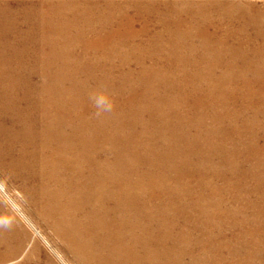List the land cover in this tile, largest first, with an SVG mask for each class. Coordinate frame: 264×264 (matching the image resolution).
I'll return each mask as SVG.
<instances>
[{
  "label": "rangeland",
  "instance_id": "rangeland-1",
  "mask_svg": "<svg viewBox=\"0 0 264 264\" xmlns=\"http://www.w3.org/2000/svg\"><path fill=\"white\" fill-rule=\"evenodd\" d=\"M106 1L109 2H100L103 4ZM115 1L119 3L120 0ZM121 1L120 9H117L119 11L110 7L105 9V13L113 16L117 11L115 15L120 14L121 17L131 14L129 17L133 18L137 32L133 41H142L140 49L132 48L135 42L131 43L130 48L127 41L126 53L121 58L112 55L106 57V54L96 49L98 51L91 54L70 53L62 55L63 59L50 61L52 70L58 73L55 88L75 90L79 96L75 97V101L71 94L72 99L61 105L63 116L69 113L75 117L78 114L83 121V132L79 130L73 136L74 150L84 153L89 167H114L115 172L109 173L108 180L120 185L126 194L129 192L139 205L137 207L153 220L154 243L159 246L156 241H162L163 237L166 242L162 241V244L167 243V249L177 252L185 264H264V58L250 51V43L242 35L239 36L241 40L229 36L224 42L227 47L240 44L249 49L243 52L248 56H234L220 51V45L218 49L205 47L194 35L186 40L180 39L176 37L175 27L170 25V29L166 30L167 25L158 20L159 16L161 18L164 15L155 17L159 10L165 12L164 3L171 10L176 9L173 12L203 16L201 11L199 13L196 10V3L209 1L210 23L205 25L211 30L214 21L209 15L214 14L215 19L219 18L214 11L217 10L216 0H155L154 5H150L147 0ZM238 3L243 9L251 5L252 13L260 10L264 14V0H238ZM42 7L45 30L50 32L53 27L48 20H52L53 11L59 8L49 3ZM128 7L132 9L128 10ZM231 10L230 13L235 15ZM222 22V30H226L228 24L232 33L238 32L242 23ZM20 28V32L27 30L22 24ZM0 30V35L8 30L4 22L0 24ZM152 35L154 38H151ZM17 42V45L26 43L20 39ZM48 49L44 50L45 53L42 51L40 56L47 61L50 58L54 60L52 57L55 56L49 55ZM21 56L27 57H18ZM74 61L88 64L80 68L72 65ZM35 76V80L39 81L38 75ZM141 77L146 82L139 80ZM144 95H147V102L143 100ZM179 120H182L181 124ZM2 148L0 233L7 239L0 245V257L8 256L22 240L24 248L16 260L6 259L0 264H15L25 259H29L30 264H47V259L52 264H85L74 256L71 246H67L69 242L53 232L51 222L40 210L45 201L41 185L44 183L47 188H52V182L42 177L40 171L33 181L26 179L25 175L21 177L7 167L9 158ZM36 248L37 254L33 253Z\"/></svg>",
  "mask_w": 264,
  "mask_h": 264
},
{
  "label": "bare ground",
  "instance_id": "bare-ground-1",
  "mask_svg": "<svg viewBox=\"0 0 264 264\" xmlns=\"http://www.w3.org/2000/svg\"><path fill=\"white\" fill-rule=\"evenodd\" d=\"M100 1L101 0H0V24L4 22V24L8 28L7 31L3 32V34L0 35V148H4V154L8 156H6L7 158H9L7 167H10L13 171L19 173L21 177L25 175L26 179H36L35 175H38L37 172L40 171L39 173H41L42 177H46V179L50 181V183L52 182V188H50L49 186L47 188L46 185L42 183V196L44 194L45 201L43 202V204H41L42 208H39H41L40 210H42V213L44 214L43 216H45L51 222L53 232L59 234V236L65 238L69 242V245L67 246H71V248L73 249L71 251L74 256L79 258L83 263L185 264L183 260L179 258V255L176 254L177 252L174 253L172 250H170V248L167 249V243L162 244V241H165L163 237L162 241L160 239L156 241L157 243H159V246L154 243L156 237L154 235L155 223L152 222L153 220L147 214L146 216L142 209L137 207L138 204H136L133 198H131L129 192L126 194L125 192H123L120 185L112 183L110 179L108 180V178L110 177L109 173L115 172L113 171L114 167L98 164L97 165L99 167L97 169L92 168L93 166L89 167L86 162L88 158L85 157L84 153H79L73 148V136L74 134L76 135V133H79V130L80 132H83V121L81 122V116L78 114H75V117H73L72 114L69 113L63 116V108L61 105L62 103L68 102L70 101V99H72L71 94H73V100L76 101L75 97L78 96V94L75 92V90L73 92L70 91V89L63 90L62 88H55L57 79L56 75H58V73L52 70V63H50V61H58L59 59L64 58L62 55L70 53L73 54L76 52H81L80 54H91L92 52H97L98 50L96 49L101 50L103 54L107 55L106 57L114 56L115 58V56H117L121 58V56L123 57L125 55L124 53H126L125 47L127 45V41L129 43L127 46H130V48L132 42L136 43L132 47L134 49L137 47L139 48V46H143L142 41H133L136 38L137 32L133 24V18L129 17L131 15V12H129L130 15H125L126 17H121L120 14L119 16L115 15L116 13H118L117 11L119 10L117 9H120V3L122 1L120 0L121 2L119 1L118 3V1L116 2L115 0H109V2L106 1L103 4ZM147 1L150 5H154L155 3V0ZM216 1L217 10L214 9V11L219 15V18L216 17V19H218L216 20L214 18V14L209 15L212 18V21L215 22H213L214 27L211 30H209L207 25H205V23H210L208 21L210 20V18H208L207 8L209 1L196 3V6L198 7L196 8V10H198L199 13L201 11V14H204L203 16L200 15L197 17L194 15L193 11V14L186 13L185 15L179 12H173L176 9L171 10V7L169 8L167 4L164 3L163 5L165 7V12L159 10V12L161 13H155V17L164 15L161 18L159 16L158 20L167 25L165 28L166 30L170 27V25L175 27L173 29L178 34L176 37H179L180 39L186 40L191 35H194V37L199 38V40L204 44L205 47L207 45L208 47H213V49H218V45H220V51H226V53L229 52V54H232L234 56L247 55L243 52H248L249 49H245V47L240 46V44L237 46L235 45L232 47H227L224 46V42H227V38L229 36L240 38L239 36L242 35L244 37H247L251 46L250 51L264 58L263 12H260V10H255L252 13L251 5L247 6V9L244 8L246 10L244 11L243 7L240 5L242 2L239 4L238 0ZM48 3L53 7L59 8L56 9L57 11L52 10L54 12V16L52 15V20H50V22L47 19L48 23H50L53 27L52 30L50 29L51 31L49 30L50 32H46L45 30L46 24L44 25V16L41 11V9L43 8L42 5ZM132 3L136 4L137 2L132 1ZM110 7L113 8V10H117L113 16H108L105 13V9ZM131 9L129 8L128 10ZM121 10L124 9L122 8ZM230 10L234 11L236 14H231ZM188 12H190V10H188ZM127 19L129 20V22H125V20ZM220 21L231 24H235L237 22L242 23L239 28L237 27L238 32L234 31L235 33H232L228 24L227 27H225L226 30H222L223 22L220 24ZM21 24L27 27V30L24 29L25 32H20L22 31L19 30L22 29L20 28ZM183 26H185V28H183ZM108 32L110 35L108 34ZM143 34L147 35V33L145 32ZM152 37L153 35L151 36V38ZM19 39L22 41L24 40L26 43L24 45H17V41H19ZM46 48H49V55L55 56V58L52 57L54 60L50 58L47 61V59L40 56V54H42L44 50H46ZM11 51H19L21 53H12ZM216 51L219 52V50ZM19 55H25L27 57H18ZM92 60L91 62L93 64ZM182 61L183 59L181 60V62ZM69 63L71 64L72 61L70 60ZM74 64L79 66L80 68H85L88 62L83 65L82 63H78V61H74L72 65ZM35 75H38L39 81L35 80ZM139 80L144 82L148 79L145 78L144 80L141 77V79ZM147 83H150V81L148 80ZM147 87L148 86L146 85V89ZM64 92L65 95L62 96ZM146 97L147 95H144L143 100L147 102L148 99ZM64 110L66 109L64 108ZM147 110L149 109L147 108ZM67 111L70 112L69 110ZM241 114H243V112ZM176 119H178V117ZM179 122L181 124L182 120H179ZM187 146H189V144ZM112 178H116V176ZM43 179L45 180V178ZM124 185L128 186V184ZM30 210H32V208H30ZM34 213L36 214V212ZM50 232H52V230ZM158 233L160 232L158 231ZM55 237L57 236L55 235ZM6 239L7 237L4 236L3 233H0V245L2 243H5ZM50 240L52 239L50 238ZM23 243L24 240H22V242L19 244L17 243L18 245L10 251L8 256L0 257V261L6 259L9 261L16 260L18 258L17 256L24 248ZM64 251H66V249ZM37 252V248L35 249V251L33 250V253L37 254ZM23 257H25V255ZM19 261H21V259ZM29 261V259H25L22 262L15 264H30ZM77 262L79 263V261ZM47 264H52L50 259H47Z\"/></svg>",
  "mask_w": 264,
  "mask_h": 264
}]
</instances>
